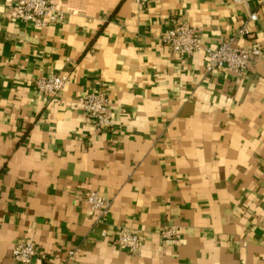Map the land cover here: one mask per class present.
I'll return each instance as SVG.
<instances>
[{
    "label": "crops",
    "instance_id": "obj_1",
    "mask_svg": "<svg viewBox=\"0 0 264 264\" xmlns=\"http://www.w3.org/2000/svg\"><path fill=\"white\" fill-rule=\"evenodd\" d=\"M64 13L38 29L0 0V264L32 244L66 264H264V0H53ZM250 13L249 36L236 34ZM180 20L201 45L260 49L244 76L207 73L204 54L161 42ZM68 74L56 97L37 78ZM105 91L113 127L83 116ZM94 192L108 212L90 211ZM179 226L178 241L159 237ZM137 234L140 250L115 246ZM104 235V236H103Z\"/></svg>",
    "mask_w": 264,
    "mask_h": 264
},
{
    "label": "built area",
    "instance_id": "obj_2",
    "mask_svg": "<svg viewBox=\"0 0 264 264\" xmlns=\"http://www.w3.org/2000/svg\"><path fill=\"white\" fill-rule=\"evenodd\" d=\"M148 0H131L137 7L143 8ZM234 3L240 0H233ZM10 20L23 24H31L38 29L47 28L64 17L62 11L57 10L53 0H12V6L5 14ZM256 15L250 13L247 21L237 29L236 34L249 36L248 22L254 21ZM200 29L192 27L187 22L175 20L161 38L163 45L170 48L171 52L178 57H191L199 52L204 54L206 60L205 71L207 73H231L244 76L251 68L260 49L255 45L242 48L235 45L232 39L220 43L214 49L205 48L201 45ZM68 74H52L41 76L36 79L34 88L36 92L45 98L56 97L69 84ZM81 113L88 119L93 120L101 130H110L113 127V114L109 110L108 95L105 91L87 93L81 103ZM84 202L90 211L100 212L106 215L108 202L94 192L84 197ZM104 236V235H103ZM182 236L179 226H165L159 231V237L167 241H178ZM115 246L130 254L140 250V237L123 228L115 231L112 238ZM78 247L69 249L66 253V264L74 260ZM11 259L17 264H31L35 258L47 260L37 249L29 243H17L11 250Z\"/></svg>",
    "mask_w": 264,
    "mask_h": 264
}]
</instances>
